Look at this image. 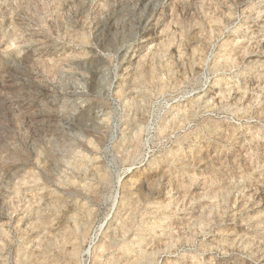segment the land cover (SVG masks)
I'll use <instances>...</instances> for the list:
<instances>
[{
  "label": "rangeland",
  "instance_id": "rangeland-1",
  "mask_svg": "<svg viewBox=\"0 0 264 264\" xmlns=\"http://www.w3.org/2000/svg\"><path fill=\"white\" fill-rule=\"evenodd\" d=\"M0 264H264V0H0Z\"/></svg>",
  "mask_w": 264,
  "mask_h": 264
}]
</instances>
